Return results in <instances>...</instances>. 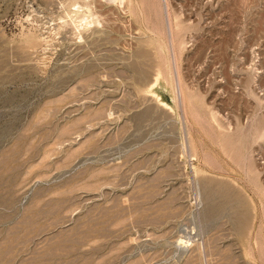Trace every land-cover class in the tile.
Wrapping results in <instances>:
<instances>
[{
  "label": "rangeland",
  "instance_id": "374dc122",
  "mask_svg": "<svg viewBox=\"0 0 264 264\" xmlns=\"http://www.w3.org/2000/svg\"><path fill=\"white\" fill-rule=\"evenodd\" d=\"M0 264H264V0H0Z\"/></svg>",
  "mask_w": 264,
  "mask_h": 264
}]
</instances>
